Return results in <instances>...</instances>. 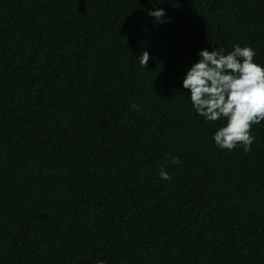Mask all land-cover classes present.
Returning a JSON list of instances; mask_svg holds the SVG:
<instances>
[{
  "label": "trees",
  "instance_id": "1",
  "mask_svg": "<svg viewBox=\"0 0 264 264\" xmlns=\"http://www.w3.org/2000/svg\"><path fill=\"white\" fill-rule=\"evenodd\" d=\"M235 45L264 0H0V264H264V121L220 149L182 87Z\"/></svg>",
  "mask_w": 264,
  "mask_h": 264
},
{
  "label": "clouds",
  "instance_id": "2",
  "mask_svg": "<svg viewBox=\"0 0 264 264\" xmlns=\"http://www.w3.org/2000/svg\"><path fill=\"white\" fill-rule=\"evenodd\" d=\"M147 15L157 25L167 22L164 9L149 11ZM198 55L182 80L192 107L206 122L225 121L213 136L218 148L232 151L242 147L245 153L250 152L255 141L250 129L264 121V67L255 62L256 51L250 46L235 45L227 54L221 48L202 49ZM149 59V53L144 51L138 56V63L146 69ZM131 107L140 110L136 103ZM170 162L180 163L174 156ZM166 167L167 164L160 168L159 176L171 180Z\"/></svg>",
  "mask_w": 264,
  "mask_h": 264
}]
</instances>
